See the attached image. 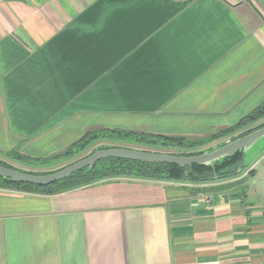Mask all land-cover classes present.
Here are the masks:
<instances>
[{"label": "crops", "instance_id": "crops-1", "mask_svg": "<svg viewBox=\"0 0 264 264\" xmlns=\"http://www.w3.org/2000/svg\"><path fill=\"white\" fill-rule=\"evenodd\" d=\"M263 101L264 0H0V155L101 130L201 140ZM255 146L232 180L0 189V264H264Z\"/></svg>", "mask_w": 264, "mask_h": 264}, {"label": "trees", "instance_id": "trees-1", "mask_svg": "<svg viewBox=\"0 0 264 264\" xmlns=\"http://www.w3.org/2000/svg\"><path fill=\"white\" fill-rule=\"evenodd\" d=\"M264 117V101L250 111L247 115L242 117L236 124L230 126L222 131L217 132L207 138L187 141L180 138L172 137H161V136H151L142 133L125 132V131H92L86 132L77 141L72 143L67 149H65L60 156H67L75 150H80L84 148L91 141L97 140L99 138L108 139H121L130 140L137 144H143L148 146H161L164 148H176L179 150H184L178 154H169L176 156H194L201 152H186L200 148L208 143L226 139L233 140L235 138L243 137L252 131L264 126L263 123L256 127L247 129L246 131L236 135V133L249 125L257 122ZM225 140V141H226ZM119 148V147H115ZM124 149V148H122ZM127 149V148H126ZM147 152V151H145ZM157 153V152H152ZM159 153V152H158ZM162 154V153H160ZM4 156L11 158L15 161L22 162L25 164H43L41 159L31 158L19 154L17 151H8ZM56 157V158H57ZM0 166L18 170L12 166H8L0 161ZM243 154L238 151L232 156L216 162L210 166H185L178 167L175 165L165 164V163H147L139 161H130L116 158H107L100 160L95 163L91 168L82 169L69 176L66 179L58 181L54 184L37 187L28 184H15L9 179L0 178V189L4 190H16L21 192L35 193V194H56L64 191H68L74 188H79L96 182H100L108 179H118V178H134L143 180H153V181H170V182H181L190 184H202L211 183L225 180H232L239 176L243 171ZM25 172L22 170H18ZM34 175H46L49 173H35V172H25ZM52 173V172H50ZM217 188H222L221 186Z\"/></svg>", "mask_w": 264, "mask_h": 264}, {"label": "water", "instance_id": "water-1", "mask_svg": "<svg viewBox=\"0 0 264 264\" xmlns=\"http://www.w3.org/2000/svg\"><path fill=\"white\" fill-rule=\"evenodd\" d=\"M263 136L264 126L243 137L226 140L219 147L212 148L210 151L202 152L194 156H176L122 148L99 149L91 155L63 169L46 175H34L0 166V178L9 179L15 184H28L37 187H45L66 179L82 169L91 168L96 162L107 158L147 163H165L178 167L192 165L210 166L232 156L238 151L244 153Z\"/></svg>", "mask_w": 264, "mask_h": 264}, {"label": "rangeland", "instance_id": "rangeland-1", "mask_svg": "<svg viewBox=\"0 0 264 264\" xmlns=\"http://www.w3.org/2000/svg\"><path fill=\"white\" fill-rule=\"evenodd\" d=\"M261 123L264 124V117L258 120L257 122H254L253 124L249 125L247 128H244L236 133V135L246 131L249 128L256 127L260 125ZM226 139L217 140L211 143H208L200 148H196L195 150L186 151V152H207L210 151L212 148L219 147L222 143H224ZM70 146V145H69ZM67 146V147H69ZM64 148L63 150L56 152L52 155L44 156V157H38V159H41L43 164H25L22 162L15 161L11 158H8L4 155H0V161L4 164H7L8 166H12L18 170H22L25 172H35V173H50L55 172L60 169H63L89 155H91L93 152L99 149H109V148H124V149H130V150H136V151H147V152H159L162 154H178L181 152H185L184 150H179L176 148H164L161 146H148L143 144H137L130 140H121V139H108V138H99L97 140L91 141L89 144H87L84 148L80 150H75L71 154L65 156L57 157L58 155H61L62 152L67 149ZM256 148H263L264 149V136L260 138L256 142V146L253 149ZM258 151V150H257ZM57 157V158H56ZM33 158V157H31ZM250 158V154H246L244 157V162L248 163V160ZM35 159V158H34ZM244 169V167H243Z\"/></svg>", "mask_w": 264, "mask_h": 264}]
</instances>
